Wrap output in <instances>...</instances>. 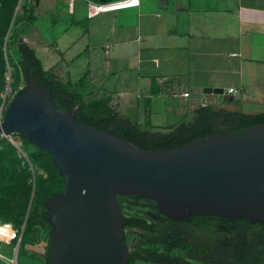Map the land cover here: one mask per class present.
Returning <instances> with one entry per match:
<instances>
[{
  "label": "water",
  "instance_id": "obj_1",
  "mask_svg": "<svg viewBox=\"0 0 264 264\" xmlns=\"http://www.w3.org/2000/svg\"><path fill=\"white\" fill-rule=\"evenodd\" d=\"M26 79L0 120V137L23 134L51 154L64 178V190L46 203L54 226L48 264H129L117 194L152 199L174 220L216 215L264 223V124L144 150L80 125L38 79Z\"/></svg>",
  "mask_w": 264,
  "mask_h": 264
},
{
  "label": "crops",
  "instance_id": "obj_2",
  "mask_svg": "<svg viewBox=\"0 0 264 264\" xmlns=\"http://www.w3.org/2000/svg\"><path fill=\"white\" fill-rule=\"evenodd\" d=\"M74 1L36 13L21 36L46 68L60 65L73 83L84 78L85 92L110 96L123 117L144 123L150 99L151 124L169 131L193 119L207 90H219L208 96L216 103H236L233 111H264V0H142L96 13ZM229 88L237 98L223 94Z\"/></svg>",
  "mask_w": 264,
  "mask_h": 264
},
{
  "label": "trees",
  "instance_id": "obj_3",
  "mask_svg": "<svg viewBox=\"0 0 264 264\" xmlns=\"http://www.w3.org/2000/svg\"><path fill=\"white\" fill-rule=\"evenodd\" d=\"M110 1L113 0H105L103 3ZM75 5L76 1L73 6ZM37 6L38 0L29 1L25 22L32 23L37 20ZM14 41L20 55L18 63L26 81V85L16 93V96L25 92L26 75L30 74L51 92L60 109L75 111V120L80 125L108 130L144 150L173 148L211 134L264 124V111L249 113L207 105L198 107L192 120L168 127L169 131L157 130L150 121V99L144 123L127 119L112 104L110 96L86 97L91 92H85L84 78L76 83L65 80L61 75V66L46 68L36 49L21 35ZM3 138L0 137V143L4 141ZM38 149L50 155V165L64 181L63 176L53 165L51 154L39 147ZM63 190H55L45 183L38 184L39 200L28 215L21 237L19 256L24 253L26 244L36 241L39 230L49 232L52 236L54 226L48 220L50 211L46 203ZM117 199L124 216L125 241L130 246L129 264H222L226 256L225 250L217 248L214 252L210 249L209 244L203 239L206 229L201 222L191 226L186 223L187 219H171L158 211L156 202L152 199L123 194H117ZM134 209L137 210L132 212ZM21 232L19 231L13 238L14 246ZM128 235H132L133 240L130 241ZM2 240L1 237L0 242ZM49 250L50 247L47 250L45 264H48Z\"/></svg>",
  "mask_w": 264,
  "mask_h": 264
},
{
  "label": "rangeland",
  "instance_id": "obj_4",
  "mask_svg": "<svg viewBox=\"0 0 264 264\" xmlns=\"http://www.w3.org/2000/svg\"><path fill=\"white\" fill-rule=\"evenodd\" d=\"M29 1L0 0V120L4 117L10 101L26 85L18 63L20 55L14 40L30 32L35 26L31 22H25ZM75 1V8L78 9L81 2L100 4L105 0ZM69 3L70 0H38L36 13L49 16L52 15L51 12L56 11V8L67 7ZM75 16L77 17V13ZM46 22V18L41 19L39 28L42 35L49 37L51 29ZM52 50L56 51L54 48ZM86 97H97V95L90 93ZM213 105L230 110L239 108L232 102L224 104L215 102ZM2 137L4 141L0 143V220L7 228L6 236L11 241V245L0 246V264H16L17 244L14 246L12 240L19 231L23 230L28 213L39 200L38 184L45 183L55 190H62L64 181L50 165V155L28 142L23 134L14 133ZM45 233L46 231L39 230L36 241L26 244L24 253L17 258L18 264H44L48 250ZM128 239L133 240V236L128 235Z\"/></svg>",
  "mask_w": 264,
  "mask_h": 264
},
{
  "label": "flooded vegetation",
  "instance_id": "obj_5",
  "mask_svg": "<svg viewBox=\"0 0 264 264\" xmlns=\"http://www.w3.org/2000/svg\"><path fill=\"white\" fill-rule=\"evenodd\" d=\"M201 222L205 227L203 239L215 252L217 248L225 250L222 264H264V223L247 218H231L216 215H195L186 223L194 226ZM194 232H197L194 230ZM48 247L52 240L49 232L45 233ZM11 245L7 236L0 246ZM19 256V255H18ZM217 257H215V260ZM46 263V259L44 264Z\"/></svg>",
  "mask_w": 264,
  "mask_h": 264
},
{
  "label": "built area",
  "instance_id": "obj_6",
  "mask_svg": "<svg viewBox=\"0 0 264 264\" xmlns=\"http://www.w3.org/2000/svg\"><path fill=\"white\" fill-rule=\"evenodd\" d=\"M142 0H113L106 3H100L99 6H95L92 4V2H89V8L92 13H96L99 11H106V10H120L123 8H130V7H137L140 6ZM210 94L214 93H207L206 96L202 98H198V103L200 106H207V105H213L215 103L214 100L210 99L208 96ZM225 95H231L232 97L237 98L236 96L239 94V90L236 88H229L226 91H224ZM185 97L190 96V92L184 93ZM7 235V228L0 220V238L5 237Z\"/></svg>",
  "mask_w": 264,
  "mask_h": 264
},
{
  "label": "bare ground",
  "instance_id": "obj_7",
  "mask_svg": "<svg viewBox=\"0 0 264 264\" xmlns=\"http://www.w3.org/2000/svg\"><path fill=\"white\" fill-rule=\"evenodd\" d=\"M92 4H94L95 6H99L100 4H98V3H94V2H92Z\"/></svg>",
  "mask_w": 264,
  "mask_h": 264
}]
</instances>
